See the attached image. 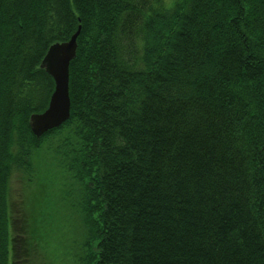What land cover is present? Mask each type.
Listing matches in <instances>:
<instances>
[{"label":"trees","instance_id":"16d2710c","mask_svg":"<svg viewBox=\"0 0 264 264\" xmlns=\"http://www.w3.org/2000/svg\"><path fill=\"white\" fill-rule=\"evenodd\" d=\"M79 26L71 117L38 138ZM67 238L75 264H264V0H0V264Z\"/></svg>","mask_w":264,"mask_h":264},{"label":"water","instance_id":"95a60500","mask_svg":"<svg viewBox=\"0 0 264 264\" xmlns=\"http://www.w3.org/2000/svg\"><path fill=\"white\" fill-rule=\"evenodd\" d=\"M80 32L81 26L68 41L51 45L42 60L41 67L52 76L55 89L47 109L42 113L32 114L30 117V127L38 138L52 129L59 128L71 117L70 64L77 54Z\"/></svg>","mask_w":264,"mask_h":264},{"label":"rangeland","instance_id":"374dc122","mask_svg":"<svg viewBox=\"0 0 264 264\" xmlns=\"http://www.w3.org/2000/svg\"><path fill=\"white\" fill-rule=\"evenodd\" d=\"M164 1L168 7L171 6L174 2V0H164ZM56 188H57V184L54 186L53 194L51 197H57L55 194ZM77 189H78L77 183H68L67 185L62 186V190L60 191L59 197H79L80 193L78 192ZM70 229H71L70 231H72L74 227L71 226ZM77 229H80L79 224H77ZM74 230L76 231V229ZM78 235L79 236L77 237H80L82 234H78ZM77 253H79V251L76 249L74 243H71L70 238H67L65 244H63V246L59 251L58 264H75L74 258Z\"/></svg>","mask_w":264,"mask_h":264}]
</instances>
